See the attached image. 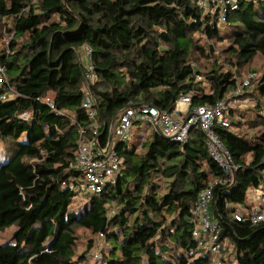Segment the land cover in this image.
<instances>
[{
    "label": "trees",
    "instance_id": "1",
    "mask_svg": "<svg viewBox=\"0 0 264 264\" xmlns=\"http://www.w3.org/2000/svg\"><path fill=\"white\" fill-rule=\"evenodd\" d=\"M197 1L0 0V45L9 37L4 62L16 94L0 101V232L18 227L12 241L0 245V264H86L101 234L108 248L94 264H216L210 253L198 256L191 213L210 186L212 217L231 241L221 253L223 263L264 264V224L234 217L237 207H253L250 187L264 185L262 114L245 123L262 128L253 140L235 131L244 122L235 123L239 109L230 112L231 128L215 124L239 168L232 185L223 184L224 170L199 129L183 148L154 132L140 153L119 144L124 165L116 185L94 195L85 214L71 209L83 182L74 168L80 128L87 130L84 140L92 138L83 108L84 47L93 51L97 78L90 90L102 146L128 105L173 114L179 99L190 96L192 109L213 107L236 88L235 73L240 76L258 54L264 57V0H238L222 28L219 13L200 9ZM198 37L229 43L228 72L217 63L207 73L200 70L199 60L211 59L215 50L211 45L207 54ZM249 91L243 100L254 95ZM48 92L55 94L56 110L39 100ZM25 113L29 121L22 119ZM81 231L90 237L78 254Z\"/></svg>",
    "mask_w": 264,
    "mask_h": 264
},
{
    "label": "built area",
    "instance_id": "2",
    "mask_svg": "<svg viewBox=\"0 0 264 264\" xmlns=\"http://www.w3.org/2000/svg\"><path fill=\"white\" fill-rule=\"evenodd\" d=\"M197 6L204 10L213 7L221 19H224L229 11L238 9V0H198ZM80 54L84 63L86 81L83 108L92 121L90 126L92 138L90 140H84L87 136V130L80 128L81 140L78 143L79 149L74 166L83 174L80 190L96 196L100 195L108 186L116 185L124 165V159L119 157L116 152V147L119 144L133 145L140 153L153 131L167 141L180 144L183 148L188 143L190 133L194 129H199L205 135L209 154L224 170L225 180L223 184L229 186L234 183L239 168L235 166L231 155L217 136L214 127L217 123L224 128H231L233 120L230 117V112L246 105L242 96L250 90L256 78L255 73H249L244 78L235 77L236 88L227 98L219 101L213 107L199 106L192 109L190 108V96H182L179 99L173 114L162 112L153 106L128 105L122 111L118 122L111 126L110 139L107 145L102 146L99 139L101 121L97 102L90 90L97 78L92 60L93 51L90 47H84ZM4 57V55L0 57V101L7 102L15 99L16 94L7 83ZM39 100L52 110H56L53 92H48ZM178 105H186L189 109L180 113ZM30 118V113H25L22 116V119L26 121H29ZM144 124L146 125L144 126ZM250 189L255 190L254 187H250ZM76 190L78 189L76 188ZM257 190L260 191L257 203L250 210L237 208L234 217L238 222L249 221L255 226L264 224V186ZM213 201V186L199 194L198 200L191 210L196 223L193 238L198 243V256L210 253L216 257V264H224L221 253L230 247L231 241L229 237L221 236L220 223L212 218L210 208ZM227 208L231 209L232 205L227 204ZM104 241L105 237L101 234L96 240V248L98 249Z\"/></svg>",
    "mask_w": 264,
    "mask_h": 264
},
{
    "label": "rangeland",
    "instance_id": "3",
    "mask_svg": "<svg viewBox=\"0 0 264 264\" xmlns=\"http://www.w3.org/2000/svg\"><path fill=\"white\" fill-rule=\"evenodd\" d=\"M197 3V2H196ZM204 10V9H202ZM214 11V8L211 7L208 10H204V11ZM216 11V9H215ZM217 21L219 22V27H223L224 26V19H221L220 15H218V19ZM9 37H7V39H5V43L0 45V57H2L3 55L6 56L8 54V49H7V42ZM200 39V42L206 46L207 50V54L211 53L210 51V46L213 45V48L215 50V53L213 54L211 59H206V58H202L201 60H199V67H201V71L207 73L214 64H218L219 66H222V71L228 72L229 71V66L226 64L225 62V57L224 53L225 51L228 49L229 47V43L227 41L224 42H214L211 40H208L206 37H202V38H197ZM6 44V45H5ZM235 72V71H233ZM249 73H255L256 74V78L254 79V82L252 83V86L250 88V93L252 92L254 95L252 97H247L248 100H244L246 105H244L241 108H238L240 113H241V117L238 116V118H236L235 123H238V125H240L241 122L242 123V127L235 129V131L237 133H243L245 136H247L248 139L253 140L254 137L258 138L259 136V131H262V128H256V129H249L248 126L245 125L246 121H250V120H254L255 117L258 114H262L264 115V85L262 84L263 81V76H264V57L261 54H258L254 61L248 66L246 67V69L243 70L242 74L235 73L234 74V78H238V77H246ZM204 78H200L198 77V80H202ZM255 99L256 101H258V104L261 106L260 108L256 107L255 104ZM254 101V103L252 104L251 101ZM188 107V106H187ZM256 107V108H255ZM191 108V107H190ZM189 109V107H188ZM187 109V110H188ZM237 109V110H238ZM186 111V110H185ZM146 124H144L145 126ZM237 125V126H238ZM153 130V129H151ZM152 134L154 133L153 131L151 132ZM151 134V135H152ZM151 138V137H149ZM146 139V138H145ZM22 140H26V136H24L22 138ZM254 142V141H252ZM2 150H3V154L5 152L4 150V146H1ZM144 149V148H143ZM4 160V159H3ZM78 195L73 199L72 205H71V209L76 212V214L78 216H81L83 214H85V212L89 209V201L90 199L93 197V194L90 193H85L82 189L80 190V188L78 189ZM260 191L256 192V195H259ZM252 193H248V199H250V201H252ZM113 209H111V213L110 216H112ZM18 230V227L16 225H13L9 228H7L5 231L0 232V245H4V244H8L12 241V238L15 234V232ZM81 237L84 236V238L81 240L78 248H77V253L78 254H82L86 251L87 249V240L90 237V233L88 232H84L81 231ZM100 247L97 249H93L92 250V255L94 256V259H92V257L90 258V260L88 261V263L86 264H94V262L96 263L97 260L101 259V255L102 253H104V251L108 248V244L104 241L102 242L100 245ZM233 259H231L230 261H232ZM229 264V263H228ZM233 264H236L233 262Z\"/></svg>",
    "mask_w": 264,
    "mask_h": 264
},
{
    "label": "crops",
    "instance_id": "4",
    "mask_svg": "<svg viewBox=\"0 0 264 264\" xmlns=\"http://www.w3.org/2000/svg\"><path fill=\"white\" fill-rule=\"evenodd\" d=\"M251 102H254L253 100L251 101ZM178 111L180 112V113H182V112H184L185 110H187L188 109V107L186 106V105H178ZM132 147H133V145H131ZM135 148V147H134ZM262 186H264V185H262ZM258 190L257 189H255V190H251V189H249V191H248V193H252V201H250V199H248V205H254V204H256L257 203V198H258V196L259 195H256V192H257ZM248 193H247V197H248ZM249 198V197H248ZM211 208H212V206H211ZM211 208H210V210H211ZM237 208H241V209H243V208H245V207H243V206H239V207H237ZM247 210H250V209H247ZM245 211V210H244ZM211 215H212V213H211ZM213 218V217H212ZM215 220V219H214ZM252 224V223H251ZM253 225V224H252ZM232 256V255H231ZM231 259H232V257H231ZM230 259V260H231ZM230 260L228 261V262H230Z\"/></svg>",
    "mask_w": 264,
    "mask_h": 264
}]
</instances>
